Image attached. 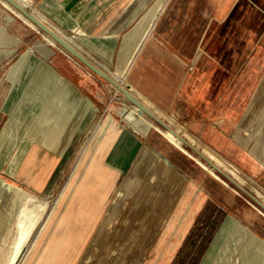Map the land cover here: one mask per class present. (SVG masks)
<instances>
[{"label":"crops","instance_id":"0c3cea01","mask_svg":"<svg viewBox=\"0 0 264 264\" xmlns=\"http://www.w3.org/2000/svg\"><path fill=\"white\" fill-rule=\"evenodd\" d=\"M36 5L35 11L28 7L43 22L102 69L120 74L121 85L143 104L160 117H173L175 128L189 132L238 170L244 185L250 181L264 195V0H36ZM61 54L47 59L57 74L43 66L34 87L26 85L38 61L32 57L11 72L18 82L0 86L5 177L42 195L84 139L88 143L76 161L87 152L95 161L84 185L59 204L66 214L33 235L23 264H83L112 223L108 264H248L252 250L259 252L256 264H264V219L247 199L132 118L128 106L136 108L114 97L109 83ZM42 74L50 78L45 93ZM116 104L127 124L115 118ZM62 180L54 194L61 193Z\"/></svg>","mask_w":264,"mask_h":264},{"label":"rangeland","instance_id":"374dc122","mask_svg":"<svg viewBox=\"0 0 264 264\" xmlns=\"http://www.w3.org/2000/svg\"><path fill=\"white\" fill-rule=\"evenodd\" d=\"M33 4L30 6V8L36 10L35 9V7L37 8L36 0H35V6ZM145 14L146 13H144L136 21V23L129 29V31L125 34V36L138 24V22H140L142 20V18H143V16ZM156 18H157V15H155V18H154L150 28L148 29L147 35L150 33V31H151V29H152V27H153V25H154V23L156 21ZM124 37H123V39H124ZM123 39H122V42H123ZM39 41H44V38H43V36L40 33H38L35 30H33L24 21H22L20 18L16 17L14 14H12L9 10H7L0 3V82L2 81L0 83V86L3 83L7 84V83H11L13 81H17L18 76H16L15 73L10 75L6 80H2V79L4 77V74L8 70H13L14 64L16 63V60H17L18 56L23 54L24 52H26L29 49V47L34 46ZM38 47L44 53V51L41 49V43L38 44ZM50 48L53 51L54 55L56 53H60V54L64 53V55H66L67 57L74 59L67 52H64L63 50H61V49H59L57 47H52L51 46ZM50 53L51 52L49 50L48 53H44V54L47 55V56H50ZM36 54H37V56L41 57V54H39V53H36ZM61 55H63V54H61ZM42 66H48V65L43 63ZM34 67H35V69L27 76L26 85L28 87H30V88L34 87V71L37 70V69H41V63L40 62H35ZM50 70H51V68H50ZM46 71H47V73L50 72V71H48L47 67H46ZM41 72L43 73V71H41ZM112 72H115V71H112ZM24 76H25L24 73H22L19 82H21L23 80L22 78ZM43 77L44 78H43L42 88H46L47 89V86L50 83V78H49L48 74H44ZM0 91H1V95L5 93V90H0ZM114 93H115V91H114ZM118 95H119L118 97H121V99H122L121 102L122 103H128L119 92H118ZM114 107H115L114 111H116L117 108H118V104H116ZM123 107H126L124 109L129 110V108L127 106H123ZM119 110H120V107L118 108V110H117V112L115 114V118L125 124V122L122 121L120 115L118 114ZM130 113H131L132 118L142 120L140 117H138L136 115V113L134 111L133 112L130 111ZM98 118H99V115H98ZM148 120L151 121L150 119H148ZM151 122H153V121H151ZM176 126H178V125H175V127ZM154 131H156V130H154ZM95 135H96V137L98 139H100L103 136V134H101V132H100V127L96 130ZM160 136H162V135L160 134ZM87 139H89V138H87ZM85 140L86 139H84L82 141L81 147H79L77 149L74 158H72L71 160H69V158H70V156L72 154V152L70 150L71 153L69 152V154L67 155L66 160L64 161L62 167L59 169V171H58L57 175L55 176V178L53 179V181H52L51 185L49 186V189H48L46 194L39 195V194L32 193L29 190L25 189L20 184L16 183L14 180L8 178L7 176L5 177L4 174L0 173V177L5 179L8 182V184L16 185L19 188H21V189H23V190H25V191H27L29 193L35 194L37 196V198H31V199H29L26 202V204L24 205L26 208H33L39 202H43V203H45L48 206L47 211L44 212V211L40 210L38 212V215L39 216L41 215V218H40L39 227L37 228L35 233L40 232V230H42V228L44 227L46 222L49 221L51 218H56V217L60 218V217H62V216H64L66 214V210H64L62 208L63 206H60L59 204L61 202H64L67 199L66 197L68 196L69 191H71L72 189L74 190V189H77V188H81L84 185V183L87 180V178L89 177L90 173L92 172L94 164H95V161H92V157L90 155V152H87L85 157L80 159L78 162L76 161L82 155L84 149L86 148V145H87L86 143H88V140H86V141ZM75 157H76V159H75ZM74 159H75V161H74ZM69 166H70V168H69L70 170L66 172L67 167H69ZM73 167H74V171L72 173ZM63 176H64V178H63ZM61 180H62L61 189L62 188L63 189H62V191H61V193L59 195L58 194H54V192H55V190H56V188H57V186H58V184H59V182ZM39 182H41L40 179H39ZM249 183H250V185H248V187L250 189H251L252 185L256 186L254 183H252L250 181H249ZM72 196H73V194L70 195V197H72ZM240 198H242V197H240ZM16 204H17L16 200H13L12 208H15ZM4 214H5L6 218L3 220V222L0 221V239L3 238V236H6L9 233L10 228H11V222H13L11 220V217H10L9 206L5 207V213ZM115 227H116V224L112 223L111 225L106 226V228L103 229V232L101 233V239L94 243V247L91 248V251H92L91 255L87 258V260H85V263H83V264H108L110 258L107 257L106 254L108 255V252H107L108 250L113 249V242H109L108 239L110 238V236H112ZM15 234H16V231L12 230V232L10 234V238H9L8 244L5 247L3 254L1 253V256L3 255L1 257V260H0L2 264H4L6 259H7V256L9 254V252H10V246H11L12 240L14 239L13 237H15ZM32 238H33V236H32ZM32 240L29 243V245L32 243ZM29 245H28V247H29ZM28 249L29 248H27V251H26L25 255L20 259L18 264H23V262H24V260L26 258V255L28 253ZM248 254H249L248 257L246 258L248 264H256L259 261V256H258L259 252L257 250H252Z\"/></svg>","mask_w":264,"mask_h":264},{"label":"bare ground","instance_id":"6f19581e","mask_svg":"<svg viewBox=\"0 0 264 264\" xmlns=\"http://www.w3.org/2000/svg\"><path fill=\"white\" fill-rule=\"evenodd\" d=\"M20 5H22L24 8L30 10L36 17H38L36 15V13H34L33 11H35L33 9V11L29 8L32 4H33V0H16ZM0 3L7 9L9 10L12 14H14L15 16L20 17L21 19L24 20V22L31 27L33 30H35L38 33H42L44 41H39L34 45L35 49L40 50V48L38 47V44L41 43V49H46L48 48L50 50V56L45 55L42 51V57L37 56L35 54H33V52L28 49L25 53L21 54L20 57L16 60V63L14 64V68L13 70L16 71L17 70V65L18 63L23 60L26 61V57H32V58H36L38 59V61L36 62H40L41 63V69H37L35 70V74L34 77L35 79L37 78L38 75V71H42L43 70V66L42 64L45 63L46 65H48L51 70L57 74V72L55 70L52 69V67L47 63V59H49L52 55H53V51L51 50V46L53 47V44H56L59 46V44L52 38L50 37L47 33L43 32L37 25H35L33 22H31L29 19H27L19 10H17L13 5H11L9 2H7L6 0H0ZM29 6V7H28ZM39 18V17H38ZM40 19V18H39ZM41 20V19H40ZM42 21V20H41ZM45 23V22H44ZM46 24V23H45ZM49 26V25H48ZM50 27V26H49ZM53 29V28H52ZM54 30V29H53ZM55 31V30H54ZM58 35H60L57 31H55ZM63 39H65L68 43H70L71 45H73L71 42H69L65 37H63L62 35H60ZM74 46V45H73ZM60 47V46H59ZM75 47V46H74ZM76 48V47H75ZM62 49V48H61ZM77 49V48H76ZM79 50V49H78ZM64 51V50H63ZM80 51V50H79ZM81 52V51H80ZM82 53V52H81ZM88 58V57H87ZM91 60V59H90ZM92 61V60H91ZM96 64V63H95ZM97 65V64H96ZM100 67V66H99ZM101 68V67H100ZM102 69V68H101ZM108 69V68H107ZM13 70H9L6 74L7 76H10L11 72ZM104 70V69H103ZM105 71V70H104ZM109 72V71H106ZM113 78L115 79V81H117L120 85H121V75L120 74H116L115 73H111V71L109 72ZM26 75V74H25ZM60 77V76H59ZM62 80H64L62 77H60ZM37 80V79H36ZM65 81V80H64ZM18 82V81H16ZM72 89L73 87L67 82L65 81ZM124 81H122L123 83ZM128 83V82H127ZM122 86V85H121ZM124 89H126L124 86H122ZM44 93L46 92V88H44ZM117 90V89H116ZM127 90V89H126ZM69 91L68 86H64L61 94L66 95V93ZM118 91V90H117ZM75 92V91H74ZM131 93V92H130ZM132 94V93H131ZM133 95V94H132ZM137 98V97H136ZM138 99V98H137ZM139 100V99H138ZM81 101L79 100V104L80 105ZM123 107V104H121ZM145 105V104H144ZM133 106V105H132ZM130 109H132V111H134L136 113V115L138 117H140L144 123L156 130V132H158L159 134H161L163 136V138L170 143L171 145H173L175 148H177L179 151H181L184 155H186L188 158L192 159V161H194L202 170H204L208 175L214 177L217 181H220L221 184H223L225 187H228V184L226 181H224L222 179V177L215 172V170L209 166L207 163H204L199 157L195 156L193 153H191L189 150H187L184 146V144L181 142V140H179L174 134H172L171 132L162 129L160 126L154 124L153 122L149 121L148 118L145 117V115L141 112V110L135 106L136 109L132 108L131 106ZM149 108V107H148ZM150 109V108H149ZM144 116H143V115ZM165 114V113H164ZM161 117H163V119L172 127H174L175 124V119L173 117H169L166 115H161ZM109 122L114 123L113 120H109ZM125 122V121H124ZM107 123V124H108ZM126 123V122H125ZM127 124V123H126ZM107 126V125H106ZM105 126V129H106ZM178 131H180L181 133H183L192 143H194L195 145L200 146L203 151L213 160L215 161L218 165H220L221 167L225 168L227 171H229V173H231L235 179H237L238 181H240L242 184H246L247 180L240 174V172L232 167H229L220 157H218L217 155H215L210 149H208L207 147H204L200 144L199 141H197L196 138H194L189 132H187L186 130H183L182 127H178L177 128ZM105 131V130H104ZM104 134V133H103ZM248 185V184H247ZM230 192L232 194H234L237 197H241L240 193L238 190H236L235 188H229ZM257 195L264 201V195L257 189H255ZM31 198H37V196L35 194L29 193L21 188H19L16 185L13 184H8V182L0 177V221L3 222V220L6 218L5 217V207L9 206V212H10V217L11 220L13 222H11V228L9 233L6 236H3V238L0 239V260H1V253L3 254L5 247L8 244L9 238H10V234L12 232V230L16 231L15 237H13L14 239L12 240L11 246H10V252L7 256V259L5 261L4 264H18L20 259L25 255L28 245L32 240V236L34 235L35 231L37 230V228L39 227L40 224V218L41 215H38V212L41 211H47L48 206L43 203V202H39L37 203L33 208H26L24 205L26 204V202L31 199ZM243 199H245L244 197H242ZM13 200H16L17 204L15 206V208H12V202ZM32 201V200H31ZM246 202L248 203V205L250 206L251 209H253L254 211H256L263 219H264V212L262 210H260L257 206H255L254 204H252L251 202H249L248 200H246ZM50 204V203H49ZM8 213V212H7ZM2 224V223H1ZM14 233V232H13ZM11 242V241H10ZM7 251V250H6ZM4 261V260H3ZM0 264L1 261H0Z\"/></svg>","mask_w":264,"mask_h":264},{"label":"water","instance_id":"95a60500","mask_svg":"<svg viewBox=\"0 0 264 264\" xmlns=\"http://www.w3.org/2000/svg\"><path fill=\"white\" fill-rule=\"evenodd\" d=\"M6 1L13 5L17 10H19L27 19L37 25L43 32L47 33L50 37H52L65 52L71 55L84 68L109 83L113 91L119 92L130 105L139 108L148 119L153 121L162 129L174 134L179 140H181L184 146L188 148L194 155L198 156L202 161L211 166L215 170V172L218 173L230 186L238 190L239 193L244 196V198H246L249 202L257 206L260 210L264 212V201L252 189L235 179V177L231 173H229V171H227L225 168L221 167L215 161H213L203 151V149L192 143L183 133L178 131L177 128L169 125L164 119H162L154 111L149 109L146 105H144L128 90L124 89L117 81H115V79L109 72H106L101 69L98 65H96L93 61L87 58L73 45H71L60 35H58L51 27H49L38 17H36L30 10L20 5L16 0Z\"/></svg>","mask_w":264,"mask_h":264},{"label":"built area","instance_id":"2783aa9c","mask_svg":"<svg viewBox=\"0 0 264 264\" xmlns=\"http://www.w3.org/2000/svg\"><path fill=\"white\" fill-rule=\"evenodd\" d=\"M81 65V64H80ZM82 66V65H81ZM83 67V66H82ZM118 95V92H115L114 93V97H116Z\"/></svg>","mask_w":264,"mask_h":264},{"label":"trees","instance_id":"16d2710c","mask_svg":"<svg viewBox=\"0 0 264 264\" xmlns=\"http://www.w3.org/2000/svg\"><path fill=\"white\" fill-rule=\"evenodd\" d=\"M188 149V148H187ZM189 150V149H188ZM190 151V150H189Z\"/></svg>","mask_w":264,"mask_h":264}]
</instances>
